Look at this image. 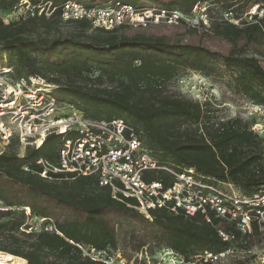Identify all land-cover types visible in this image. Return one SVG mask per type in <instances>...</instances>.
I'll list each match as a JSON object with an SVG mask.
<instances>
[{"label": "trees", "instance_id": "trees-1", "mask_svg": "<svg viewBox=\"0 0 264 264\" xmlns=\"http://www.w3.org/2000/svg\"><path fill=\"white\" fill-rule=\"evenodd\" d=\"M18 1L0 0V12L10 11ZM48 1L57 8L50 16L30 14L20 22L7 24L0 18V71L9 69V74L24 80L27 87L40 88L56 103L75 106L89 118L124 120L161 167L177 172L193 168L198 179L230 186L244 197L264 191V168L258 166L264 157V136H258L238 117L216 120L206 101L163 94L164 84L183 71L205 76L228 72L233 91L255 104H264V69L259 64L201 44L169 43L162 37L138 33L120 34L126 26L105 30L91 27L86 20L64 21L60 7L67 0H29V5ZM74 1L87 7L99 5L94 0ZM119 1L139 9H177L186 14L200 2L208 4L207 12H216L220 17L225 10L264 3ZM62 24L69 25L70 30L57 32L51 38L42 35L58 31ZM213 27L230 42L264 36L263 19L243 22L241 26L220 20ZM70 134H49L39 147H26L21 155L13 149L15 142L0 152V201L8 208L2 212L12 215L14 207H28L34 216L51 218L58 231L30 229L22 233L26 237L22 242H0V251L24 260V264H57L62 259L72 264H104L83 257L75 244L106 251L115 247L118 235L106 217H116L131 226L125 228L121 239L132 253H146L148 247L159 246L180 254L186 264H215L199 258L204 252L240 249L248 253L254 233L264 245V225L256 222L251 223L252 232L245 234L235 220L214 215L208 222L199 213L189 216L155 208L145 217L133 207L132 200L114 198L110 188L99 185L94 176L55 172L50 167L46 177L41 176L43 163L57 165L62 140ZM145 180L161 181L167 186L172 178L167 170L157 169L146 173ZM23 224L22 216L11 217L0 223V233L17 230ZM132 260V264L138 263L136 258ZM140 262L146 263L144 259Z\"/></svg>", "mask_w": 264, "mask_h": 264}, {"label": "built area", "instance_id": "built-area-1", "mask_svg": "<svg viewBox=\"0 0 264 264\" xmlns=\"http://www.w3.org/2000/svg\"><path fill=\"white\" fill-rule=\"evenodd\" d=\"M27 3L28 0H19L17 4ZM207 9L208 4L198 2L190 14L197 11L200 19L206 22ZM29 10L32 14L50 16L57 8L48 1ZM60 17L64 21L86 20L91 27L105 30L126 25L170 24L186 19L177 9H139L119 0L89 7L67 0L60 7ZM221 18L236 26H241L243 22L256 23L264 20V3L254 4L242 14L225 10ZM9 72V69L0 71V143L7 146L15 140L17 146L37 148L49 134L72 133L62 140L57 165L43 163L41 176L46 177L49 167L55 172L94 176L99 185L110 188L114 198L132 200L133 207L145 217H149L151 209L166 208L189 216L199 213L208 222L211 215L235 220L245 234L252 232V222L264 225V191L244 197L231 187L225 189L198 179L193 168L177 172L161 167L143 147L135 130L124 120L89 118L75 106L56 103L40 88L27 87L24 80L11 78ZM157 169H165L171 174L172 181L167 186L161 181L145 180L146 173ZM23 209L30 213L28 207ZM39 225L58 233L51 218H40ZM219 234L227 238L222 231ZM75 245L83 257L93 261L104 264H132L133 261L109 256L106 250ZM225 253L228 251L218 254L204 252L199 258L216 263ZM162 255L166 264H186L184 257L171 249H164Z\"/></svg>", "mask_w": 264, "mask_h": 264}, {"label": "rangeland", "instance_id": "rangeland-1", "mask_svg": "<svg viewBox=\"0 0 264 264\" xmlns=\"http://www.w3.org/2000/svg\"><path fill=\"white\" fill-rule=\"evenodd\" d=\"M99 5L108 3L110 0H94ZM31 5H16L10 11L0 12L1 20L4 24L11 21L20 22L27 16L32 14L30 12ZM247 9L246 6H241L236 10L238 14H242ZM181 12V11H180ZM182 13V12H181ZM185 20L176 23H149L146 26H132L126 25V28L120 31V34L131 36L133 34H143L148 36L162 37L169 43H190L201 44L212 50L221 52L229 56H235L255 62L264 69V36L257 35L253 38L242 37L236 41H227L218 35L214 29V24L218 23L222 18L216 12L209 11L207 14V21L204 22L200 19L199 13L196 11L194 14H186ZM70 26L62 24L59 26L58 31L50 30L48 33L43 32L47 38H51L57 32L65 33ZM109 30V29H108ZM0 59V65L2 64ZM13 78L12 75H10ZM229 73L223 72L221 76H205L197 71L186 70L181 72L178 77L173 78L163 86V94L171 95L174 97L186 98L200 103L206 101L207 107L216 120L226 118H240L243 122H247L251 130L258 136H264V104H255L250 101L245 95L233 91L229 84ZM15 142V140H13ZM8 146V145H7ZM4 144L0 143V148L3 150L7 148ZM25 146H13V149L18 154H23ZM258 166L264 168V157L258 163ZM223 188L230 189V186L223 185ZM8 209L3 202L0 201V223L9 220L11 217L19 218L22 216L24 224L17 230L2 231L0 233V242L5 244L8 239H15L22 242L26 239L23 232H29L30 229L43 228L40 224V218L27 214L23 207H14L12 215H6L2 210ZM23 210V212H21ZM109 225L115 226L116 237L115 247L107 249L109 256L120 257L126 260L128 258L137 260V264H143L140 260L144 259L145 264H166L162 258L163 248L159 246L148 247L146 253H132L126 245L122 244V235L125 234V228L131 226L122 222L121 219L116 217H106ZM27 225L29 227H24ZM121 228V229H120ZM35 229V230H36ZM121 232V234H120ZM251 248L248 253H244L240 249H235L229 253H225L223 257L215 264H264V245L261 243L258 234H253L251 238ZM1 254H6L0 251ZM8 255V254H6ZM13 261L18 262L20 258H14ZM12 261V262H13ZM71 260H59L57 264H72ZM198 264V263H197Z\"/></svg>", "mask_w": 264, "mask_h": 264}, {"label": "bare ground", "instance_id": "bare-ground-1", "mask_svg": "<svg viewBox=\"0 0 264 264\" xmlns=\"http://www.w3.org/2000/svg\"><path fill=\"white\" fill-rule=\"evenodd\" d=\"M0 264H24V260H20L17 263L12 262V257L10 255L1 254Z\"/></svg>", "mask_w": 264, "mask_h": 264}]
</instances>
